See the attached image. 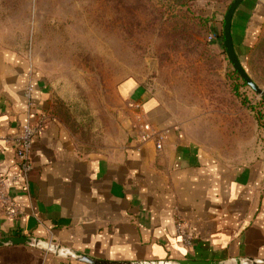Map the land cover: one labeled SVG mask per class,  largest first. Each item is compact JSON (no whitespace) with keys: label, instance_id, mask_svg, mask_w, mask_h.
Here are the masks:
<instances>
[{"label":"crops","instance_id":"0c3cea01","mask_svg":"<svg viewBox=\"0 0 264 264\" xmlns=\"http://www.w3.org/2000/svg\"><path fill=\"white\" fill-rule=\"evenodd\" d=\"M234 12L231 35L238 30ZM33 86L29 121L41 120L30 151L28 187L12 145L28 120L24 89ZM121 108L110 113L100 152H80L51 113V89L25 55L0 48V174L23 210L0 209V239L29 236L107 261L264 259V158L232 159L214 150L197 116L184 118L133 78L117 85ZM163 134L161 148L140 138L134 105ZM16 180L13 181L12 177ZM192 237L185 247L175 223ZM0 264H89L40 246H0ZM250 264V263H245Z\"/></svg>","mask_w":264,"mask_h":264},{"label":"rangeland","instance_id":"374dc122","mask_svg":"<svg viewBox=\"0 0 264 264\" xmlns=\"http://www.w3.org/2000/svg\"><path fill=\"white\" fill-rule=\"evenodd\" d=\"M236 17L234 49L264 90V0ZM232 0H0V48L25 55L51 89V113L80 152H100L117 85L141 83L179 117L197 116L221 155L264 158V99L223 48Z\"/></svg>","mask_w":264,"mask_h":264},{"label":"built area","instance_id":"2783aa9c","mask_svg":"<svg viewBox=\"0 0 264 264\" xmlns=\"http://www.w3.org/2000/svg\"><path fill=\"white\" fill-rule=\"evenodd\" d=\"M23 94L25 98L24 110L28 120L21 125L19 131L14 136L6 137V141H8L14 149L16 167L20 174V182L18 185L21 189L26 190L28 187V174L32 169L30 151L33 139L36 133L42 128L43 122L39 120L35 124H32L29 121L33 107V86L31 81L26 84ZM134 108L136 110L135 115L138 119L137 128L141 132L140 139L142 141L152 140L156 148H161L163 140L162 132L154 129L147 123L138 111V104L134 105ZM12 180L15 181L16 177L13 176ZM13 189L14 186H9L6 179L0 174V209L4 216L10 219L19 218L23 215V210L13 195ZM175 229L182 245L185 247L191 246L192 237L182 230L181 221H176Z\"/></svg>","mask_w":264,"mask_h":264},{"label":"water","instance_id":"95a60500","mask_svg":"<svg viewBox=\"0 0 264 264\" xmlns=\"http://www.w3.org/2000/svg\"><path fill=\"white\" fill-rule=\"evenodd\" d=\"M243 0H232L226 9L223 16V26H222V38H223V48L227 59L231 63L233 69L236 73L243 79V81L264 99V90H262L246 73L243 68L238 55L233 46V40L231 35V23L235 10L240 5ZM31 245L40 246L44 250L54 253L57 256L64 258L73 259L76 261L86 262L89 264H264V259L258 260L254 258H232L229 260L220 261H206V260H196V259H179V260H165V261H107L102 259H97L90 257L85 254L77 253L75 250L64 248L61 245L54 244L51 242L41 241L38 238L29 236H12L0 239V246L5 245Z\"/></svg>","mask_w":264,"mask_h":264},{"label":"trees","instance_id":"16d2710c","mask_svg":"<svg viewBox=\"0 0 264 264\" xmlns=\"http://www.w3.org/2000/svg\"><path fill=\"white\" fill-rule=\"evenodd\" d=\"M236 73V72H235Z\"/></svg>","mask_w":264,"mask_h":264}]
</instances>
